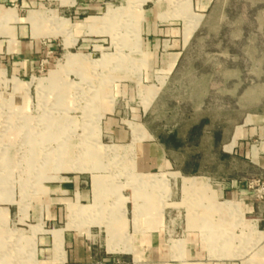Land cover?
Wrapping results in <instances>:
<instances>
[{"label": "rangeland", "instance_id": "obj_1", "mask_svg": "<svg viewBox=\"0 0 264 264\" xmlns=\"http://www.w3.org/2000/svg\"><path fill=\"white\" fill-rule=\"evenodd\" d=\"M49 1L43 3L47 11ZM105 2L91 21H100L108 10L113 16L107 26L81 31L87 45L65 46L62 40L70 42L75 36L71 22H64L67 16L39 12L37 20L53 24L54 41L52 46L45 40L36 45L30 75L14 78L0 62V264H32L28 237L38 225L32 222L34 206L47 197L43 188L53 189L74 178L90 188L96 176L110 183V189L136 183L131 172L141 144L114 142L108 125L112 117L138 138L144 132L143 138L149 134L164 142L168 156L190 176L207 174L212 183L246 179L254 198L264 202L262 171L257 174L245 160L223 157L222 152L228 151L241 126L256 129L252 143L264 148V0H210L201 12L186 0H177L179 10L190 6L197 21L186 31L188 45L178 65L151 78L145 75L140 45L145 6L138 0ZM183 21L180 18L182 26ZM69 52L84 56L85 62L68 65ZM52 83L57 86L50 88ZM140 105L145 109L138 111ZM190 192L184 191L179 207L169 197L163 202V231L173 253L178 250L175 242H185V232L195 229L192 219L202 216L197 210L207 201L202 194L192 198ZM110 198L109 208L118 209L119 200ZM83 209L68 205L72 225ZM178 209L184 212L179 214ZM234 215L233 222L217 228L225 239L212 240L213 251L219 246L228 253H206L204 259L264 264V234L248 232ZM200 243L204 247L202 239ZM173 253L170 264H177Z\"/></svg>", "mask_w": 264, "mask_h": 264}, {"label": "crops", "instance_id": "obj_2", "mask_svg": "<svg viewBox=\"0 0 264 264\" xmlns=\"http://www.w3.org/2000/svg\"><path fill=\"white\" fill-rule=\"evenodd\" d=\"M138 1L145 6L144 22L139 27L140 45L148 69L145 75L151 78L160 71L170 73L182 58L188 45L186 31L197 18L188 9L190 6L179 10L177 0ZM186 1L201 12L210 0ZM43 3L44 0H0V62L3 71L14 78L22 79L30 75L37 44L45 40L52 46L54 41L53 24L47 26L46 19L37 20L40 17L36 13L51 16L58 12L67 16L64 22H71L75 36L70 42L62 41L70 48L87 45L89 40L83 39L81 31L92 30L97 24L107 26V20L113 16V11L108 10L100 21H91L101 14L106 6L105 0H50L51 9L48 11L43 8ZM180 18L184 20L183 26ZM67 55H73L77 60L68 63ZM65 57L68 65L85 62L84 56L70 52ZM54 86L57 84L52 83L50 88ZM143 109L145 106L140 105L138 111ZM108 125L114 142L141 144L137 166L131 172L136 183L123 189H110V183L96 176L95 184L91 178L90 188L84 187L79 178L64 180L53 189L43 188L47 197L34 206L32 222L38 225L29 232L31 238L28 237L31 240L28 244L32 264H170L173 251L167 244L168 234L163 231V202L169 197L173 206H180L185 190L192 191V198L202 194L207 200L201 206L202 210H197L203 211L202 216L192 219V228L195 229L186 231L185 242L180 240L183 244L181 248L177 246L187 262L234 264L203 257L212 252L228 253L226 249L219 250V246L213 251L212 240L225 239L224 231H217V228L222 223L234 221V208L242 214V219L234 216L248 227V232H256L257 236L264 234V202L254 198L253 188L244 183L246 179H215L212 183L207 174L190 176L168 156L164 142L151 138L149 134L143 138L141 130L142 138L133 139L134 132L132 135L119 127L113 117L109 118ZM256 135V129L239 127L227 146L228 151H222L223 157L243 159L252 166L251 170L257 174L260 170L264 174V148L262 143H252ZM190 177H196V182L184 180ZM254 183L257 185V180ZM169 187L173 191L171 195L167 194ZM51 196L55 198L51 199ZM110 197L119 200L118 209L109 208ZM69 204L86 208L74 218L75 225L69 217ZM177 212L181 214L184 211L178 209ZM79 222L91 225L83 226ZM200 239L204 241V247ZM110 248L115 251L110 252ZM0 262H3V256H0ZM176 263L180 264L179 261Z\"/></svg>", "mask_w": 264, "mask_h": 264}, {"label": "bare ground", "instance_id": "obj_3", "mask_svg": "<svg viewBox=\"0 0 264 264\" xmlns=\"http://www.w3.org/2000/svg\"><path fill=\"white\" fill-rule=\"evenodd\" d=\"M5 18V17H4ZM37 19V18H36ZM68 54V53H67ZM67 57V59H68V63L69 62H71V61H75V60H77L76 59V57H74L73 55H67L66 56ZM136 135H138L137 133H134V139L135 138H138V136H136ZM140 136V135H139ZM185 181H189L190 183H194V182H196V180H190V179H185ZM185 189H189V187L187 188H185ZM227 206V205H226ZM228 207V206H227ZM234 210H235V208H234ZM235 212H236V210H235ZM182 244V243H181ZM180 244V242L178 241V243H176L175 242V246L177 247H179V248H181V245ZM109 251L110 252H113V251H115L114 249H112V248H110L109 249ZM174 257L173 258H175V259H179V262H180V264H190L189 262H187L186 260H185V258H184V256L180 253V252H178V250L177 251H175L174 253ZM142 259V258H141ZM138 261H140V260H138ZM193 264V263H192ZM196 264H198V262L196 263Z\"/></svg>", "mask_w": 264, "mask_h": 264}]
</instances>
